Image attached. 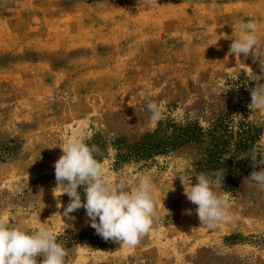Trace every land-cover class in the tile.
<instances>
[{"label":"rangeland","instance_id":"rangeland-1","mask_svg":"<svg viewBox=\"0 0 264 264\" xmlns=\"http://www.w3.org/2000/svg\"><path fill=\"white\" fill-rule=\"evenodd\" d=\"M158 4L0 0V218L46 223L67 264H264V187L248 179L264 167V112L249 107L264 50L229 51L241 21L255 20L264 42V0ZM80 133L108 179L156 184L160 219L139 246L102 239L84 208L63 215L54 164ZM217 171L233 219L210 230L185 188Z\"/></svg>","mask_w":264,"mask_h":264},{"label":"clouds","instance_id":"clouds-1","mask_svg":"<svg viewBox=\"0 0 264 264\" xmlns=\"http://www.w3.org/2000/svg\"><path fill=\"white\" fill-rule=\"evenodd\" d=\"M140 3L145 7L159 5L158 0H140ZM239 27L241 34L233 39L230 53L236 57L251 54L254 59L258 58L264 50V42L258 35L257 22L241 21ZM261 67L264 70V64L261 63ZM262 78L255 74L251 77L257 82L251 89L249 107L253 111L264 112V83H259ZM146 107L152 122L164 118L163 108L157 102L149 100ZM85 138V134L80 133L67 140L60 146L63 154L54 164L56 189H62V193L70 198L63 215L67 217L84 208L90 226L102 239L120 241L135 248L160 219L156 184L150 174L139 176L135 187L124 174L108 179L105 163L95 158L100 149L96 145L89 146ZM255 160L256 156H252L254 169ZM214 175L215 179L204 173L196 174L195 184L185 188L188 201L197 205L196 214L201 224L210 230L219 222L233 219L227 199L215 191L224 182V176L220 171ZM248 179L264 187V167L253 170ZM81 185L84 186L83 201L78 191ZM188 211L190 214L191 210ZM37 218L39 220V216ZM68 255L67 249L57 242L54 230L46 223L39 222L32 231L23 222L9 223L0 218V264H37V256H43L41 264H67Z\"/></svg>","mask_w":264,"mask_h":264}]
</instances>
